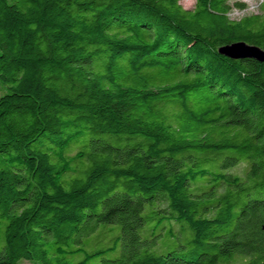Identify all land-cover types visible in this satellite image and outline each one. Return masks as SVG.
<instances>
[{
  "label": "trees",
  "instance_id": "16d2710c",
  "mask_svg": "<svg viewBox=\"0 0 264 264\" xmlns=\"http://www.w3.org/2000/svg\"><path fill=\"white\" fill-rule=\"evenodd\" d=\"M181 1L0 0V264H264V0Z\"/></svg>",
  "mask_w": 264,
  "mask_h": 264
},
{
  "label": "water",
  "instance_id": "95a60500",
  "mask_svg": "<svg viewBox=\"0 0 264 264\" xmlns=\"http://www.w3.org/2000/svg\"><path fill=\"white\" fill-rule=\"evenodd\" d=\"M219 54L231 60L253 59L259 63H264V51L259 47L250 46L243 42L220 48Z\"/></svg>",
  "mask_w": 264,
  "mask_h": 264
},
{
  "label": "rangeland",
  "instance_id": "374dc122",
  "mask_svg": "<svg viewBox=\"0 0 264 264\" xmlns=\"http://www.w3.org/2000/svg\"><path fill=\"white\" fill-rule=\"evenodd\" d=\"M263 0H231L233 11L231 13V18L233 19H239L245 15L254 13L257 14L260 11V6L262 4ZM235 3L243 4V9H236ZM195 4V0H183L181 1V5L186 9L193 8ZM5 92L4 87L0 83V95ZM4 247V244L0 243V251ZM76 261L81 260V257H78L75 259ZM24 264H31V263H24Z\"/></svg>",
  "mask_w": 264,
  "mask_h": 264
}]
</instances>
